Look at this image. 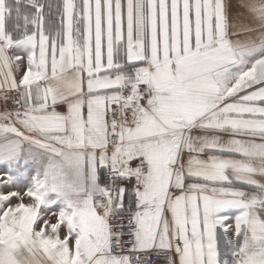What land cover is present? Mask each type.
Segmentation results:
<instances>
[{"label":"snow or ice","instance_id":"snow-or-ice-1","mask_svg":"<svg viewBox=\"0 0 264 264\" xmlns=\"http://www.w3.org/2000/svg\"><path fill=\"white\" fill-rule=\"evenodd\" d=\"M0 264H264V0H0Z\"/></svg>","mask_w":264,"mask_h":264}]
</instances>
